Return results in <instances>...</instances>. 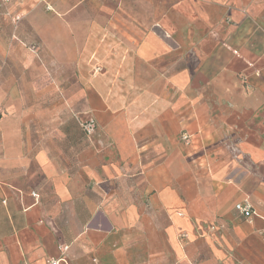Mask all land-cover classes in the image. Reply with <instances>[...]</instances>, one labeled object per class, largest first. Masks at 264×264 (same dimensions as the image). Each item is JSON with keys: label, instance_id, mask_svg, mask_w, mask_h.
Segmentation results:
<instances>
[{"label": "crops", "instance_id": "obj_1", "mask_svg": "<svg viewBox=\"0 0 264 264\" xmlns=\"http://www.w3.org/2000/svg\"><path fill=\"white\" fill-rule=\"evenodd\" d=\"M102 3L69 12L91 146L67 158L30 111L0 118V264L60 245V264H264V222L235 211L264 213V0Z\"/></svg>", "mask_w": 264, "mask_h": 264}, {"label": "rangeland", "instance_id": "obj_2", "mask_svg": "<svg viewBox=\"0 0 264 264\" xmlns=\"http://www.w3.org/2000/svg\"><path fill=\"white\" fill-rule=\"evenodd\" d=\"M93 1L0 0V118L3 111H30L36 127L44 129L50 123L46 134L67 158L91 146L89 137L95 133L84 132L86 118L78 112L84 103L80 77L87 71L80 65L85 53L76 52L78 63L70 62L68 36L71 9L83 26L87 12L101 13L102 0ZM158 2L163 14L172 4V0Z\"/></svg>", "mask_w": 264, "mask_h": 264}, {"label": "built area", "instance_id": "obj_3", "mask_svg": "<svg viewBox=\"0 0 264 264\" xmlns=\"http://www.w3.org/2000/svg\"><path fill=\"white\" fill-rule=\"evenodd\" d=\"M82 128H83L84 132H86L87 134H93L95 132V121L92 119L85 121ZM179 140L185 146H188L191 144V136L186 132L181 133ZM32 196L34 198H37V195L35 193H32ZM235 211L237 212V214L240 217H242L246 220H251L252 218H259L264 222V213L261 215L256 213L253 210L252 206L247 201L236 204L235 205ZM180 238L185 239L186 235L181 234ZM58 250L61 254V257L57 258V259H50L48 261V264H60L61 262H64L63 256L68 251V246L60 245L58 247Z\"/></svg>", "mask_w": 264, "mask_h": 264}]
</instances>
